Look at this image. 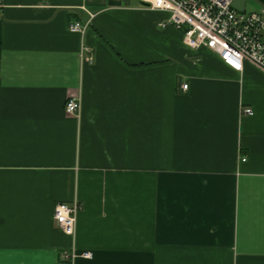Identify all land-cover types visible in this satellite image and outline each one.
Returning a JSON list of instances; mask_svg holds the SVG:
<instances>
[{"label": "crops", "instance_id": "0c3cea01", "mask_svg": "<svg viewBox=\"0 0 264 264\" xmlns=\"http://www.w3.org/2000/svg\"><path fill=\"white\" fill-rule=\"evenodd\" d=\"M167 19L138 0H2L0 264H69L72 247L91 253L73 264H264V73L188 49ZM74 201L70 238L53 212Z\"/></svg>", "mask_w": 264, "mask_h": 264}, {"label": "built area", "instance_id": "2783aa9c", "mask_svg": "<svg viewBox=\"0 0 264 264\" xmlns=\"http://www.w3.org/2000/svg\"><path fill=\"white\" fill-rule=\"evenodd\" d=\"M142 8L168 14L161 27L171 25L183 34L184 45L191 50L205 47L216 54L221 62L233 71L241 72L247 62L264 73V8L258 11H237L233 0H138ZM0 0V7H1ZM87 23L72 21L69 31L83 35ZM87 60H91L90 50H81ZM187 84H182L183 91ZM67 114L78 115L80 101L70 97L64 104ZM242 114L252 116L250 108ZM81 206L76 202L59 203L55 206L53 218L58 229L67 237L73 238L76 218ZM82 257L91 258L90 252L77 253L74 247L63 250L60 260L69 264Z\"/></svg>", "mask_w": 264, "mask_h": 264}, {"label": "rangeland", "instance_id": "374dc122", "mask_svg": "<svg viewBox=\"0 0 264 264\" xmlns=\"http://www.w3.org/2000/svg\"><path fill=\"white\" fill-rule=\"evenodd\" d=\"M77 202V201H76ZM78 203V202H77ZM79 204V203H78ZM81 210V209H80ZM76 226V225H75ZM58 228V227H57ZM67 250V249H66Z\"/></svg>", "mask_w": 264, "mask_h": 264}]
</instances>
